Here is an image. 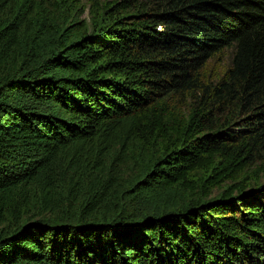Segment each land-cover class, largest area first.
Returning a JSON list of instances; mask_svg holds the SVG:
<instances>
[{"label": "trees", "instance_id": "trees-1", "mask_svg": "<svg viewBox=\"0 0 264 264\" xmlns=\"http://www.w3.org/2000/svg\"><path fill=\"white\" fill-rule=\"evenodd\" d=\"M82 6L0 0V264H264V0Z\"/></svg>", "mask_w": 264, "mask_h": 264}, {"label": "rangeland", "instance_id": "rangeland-1", "mask_svg": "<svg viewBox=\"0 0 264 264\" xmlns=\"http://www.w3.org/2000/svg\"><path fill=\"white\" fill-rule=\"evenodd\" d=\"M77 1H80L83 4L82 7H85L86 8L85 12L82 15V18H86L88 20V22L91 24V22H92V16H91V14H90L89 11H90V6H91V3H92V0H77ZM226 187L227 186L224 185L221 188L216 189L215 192H214V195L221 194Z\"/></svg>", "mask_w": 264, "mask_h": 264}]
</instances>
